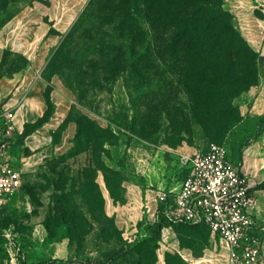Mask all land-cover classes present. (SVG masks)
Wrapping results in <instances>:
<instances>
[{
    "label": "trees",
    "instance_id": "1",
    "mask_svg": "<svg viewBox=\"0 0 264 264\" xmlns=\"http://www.w3.org/2000/svg\"><path fill=\"white\" fill-rule=\"evenodd\" d=\"M11 1L15 0H0V26L11 16L6 9ZM48 32L54 31L48 29ZM9 57L14 59L9 61ZM257 60V55L241 36L234 16L224 8L223 0H87L46 61L43 115L33 123L22 125L21 133L14 135L11 148L21 144L51 115L53 105L49 100L48 83L52 76L59 78L57 70L60 68L71 72L72 80L65 87L77 99L95 86L99 89L102 82L112 85L120 79L125 88L138 93L139 99L128 93L132 116L117 114L116 119L106 120V126L102 128L85 115H72L71 109L51 137L52 142H56L66 125L73 122L71 147L65 155L74 157L90 153L92 174L100 172L111 201L123 204L118 178L120 172L125 176L131 174L125 152L115 163L118 171L110 170L101 161L102 155L108 156L104 146L117 145L110 125L156 144L159 123L164 118L171 134L160 143L171 148L181 142H191L193 125L198 126L206 137L221 138L241 120L231 102L255 85ZM25 64L23 58L3 51L0 77L11 75ZM120 108L124 110V107ZM130 141L126 137L120 146L126 148ZM62 156L64 154L59 157ZM227 159L231 162L228 153ZM109 176L117 179L115 185L110 184ZM139 180V187L143 189V181ZM91 187L89 193L80 191L77 195L82 201L87 197V204L99 209L103 232L114 245L103 255L104 262L95 259L91 264L116 263L147 246L154 252L166 222L162 207H157L153 222H147L144 213L136 222L135 229L142 228L143 238L124 243L113 219L102 212L103 199L94 180ZM251 190L264 191V180ZM57 197L59 201L61 197ZM58 215L65 217L63 211ZM177 226L206 229L203 225ZM169 259L184 264L176 253H164V264H171Z\"/></svg>",
    "mask_w": 264,
    "mask_h": 264
},
{
    "label": "rangeland",
    "instance_id": "2",
    "mask_svg": "<svg viewBox=\"0 0 264 264\" xmlns=\"http://www.w3.org/2000/svg\"><path fill=\"white\" fill-rule=\"evenodd\" d=\"M223 1L224 8L234 16L241 36L258 57L255 85L240 93L231 102L240 116L239 123L221 138L206 137L198 126L193 125L191 142H181L175 148L160 143L167 140L166 138L171 134L164 118L159 123L156 144L148 143L131 135L128 130L116 128L111 124L110 129L117 138V145L104 146L108 156L102 155L101 161L107 168L118 171L115 163L120 159V149H122L120 142H124L126 137L132 142L160 151L178 147H182L185 151H188L186 147L203 150L208 143H215L226 149L231 163L239 168L245 145L264 131V0ZM7 11L11 13L10 9ZM12 59L14 58H8L9 61ZM57 71L60 74L57 78L69 92L68 110L73 109L72 115L77 113L85 115L102 128L106 126V120L116 119L117 114L124 113L127 117L132 116L131 107L128 105V93L135 99H139L138 93L125 88L120 79L112 85L102 82L99 89L95 86L77 99L65 87V84L72 80L71 72L64 67ZM137 102L135 104L138 106ZM120 107H124V110ZM71 124L74 125L73 122ZM63 154L64 156L59 157ZM238 157H240L239 160ZM163 161L165 164L164 188L157 191L155 184L149 186L147 200L150 201L148 205L150 211L146 213V208H141L142 215L143 213L145 216L149 215L151 221L146 219L147 222L154 221L155 218L152 215L157 214L158 206L162 207L163 212L171 204L172 196L167 193V190L181 178L175 164L177 159L174 156L171 158L165 152ZM92 166L90 153L69 157L63 152L44 159L43 164L34 172L21 175L19 190L0 210V258L30 260L40 264H91L95 259L104 262L103 255L114 245L103 232V220L99 209L92 204H87V197L82 201L77 195L80 191L89 193L92 190V180L103 199L102 212L113 219L122 241L129 243L143 238L145 234L142 228L135 229L136 222L142 218L141 216L137 221L135 218L140 214L139 207L133 204L125 205L126 191L128 190L130 194L132 185L139 187L141 178L134 173L125 176L123 172H120V178H118L120 179V197H124V203H113L104 188L100 172L93 175ZM109 180L112 185H115V180L117 181L111 176ZM155 192L160 197L164 194L165 200L159 201ZM57 196L61 197L59 201ZM151 196L156 198V202ZM154 204L156 208L152 210ZM62 211L65 214L64 219L58 217V213ZM37 225H41L45 232L43 243L38 248L31 241V232ZM122 225L125 226L124 230H120ZM163 229L166 230L161 229L154 252L147 246L142 251L126 255L112 264H152L153 259L154 264H164V253L171 255L175 253H172V245L189 251L193 258L199 260V264H227L225 248L208 230L202 227L183 228L168 222H165ZM61 240L66 244V254L59 258V253L55 251V244ZM169 261L171 264H183L176 263L172 259Z\"/></svg>",
    "mask_w": 264,
    "mask_h": 264
},
{
    "label": "crops",
    "instance_id": "3",
    "mask_svg": "<svg viewBox=\"0 0 264 264\" xmlns=\"http://www.w3.org/2000/svg\"><path fill=\"white\" fill-rule=\"evenodd\" d=\"M86 1L15 0L7 4L6 8L10 9L11 16L0 26V58L5 51L10 56H19L26 61V64L18 71L0 77V110L14 113L15 134L21 133L24 123H33L43 115L45 111L43 92L47 84L43 80V70L46 61L55 49L60 36L72 24ZM48 29L54 32H48ZM48 84L50 86L49 100L53 105L51 115L45 123L25 137L21 144L13 146L9 153L20 177L37 170L44 159L65 152L74 134V125L68 123L58 140L52 142L51 134L65 117L70 96L56 76L50 77ZM186 148L188 151L183 150L182 147L160 151L134 141H131L126 148L122 146L120 154L125 152L128 170L137 174L144 184L143 189L132 185L130 194L128 190L126 191L125 205L133 204L140 209V214L135 217L136 221L142 216L141 208H146V213L150 211L147 188L153 184L156 185L157 191L164 188V153H168L171 158L173 156L177 158L178 154H190L194 149ZM175 164L177 166V162ZM238 169L246 179L253 198L250 212L257 228L255 232L261 240L259 264H264V191L251 190L264 180V131L245 145ZM177 182L168 189L176 188ZM154 194L159 196L157 192ZM151 197L156 202V198ZM155 208L154 204L152 210ZM152 216L155 218L154 215ZM146 219L151 221L149 215H146ZM124 228V225L120 226V230ZM44 237L45 232L41 225H37L31 232V241L37 248L43 243ZM55 247V251L60 255L59 258L64 257L65 242L61 240L55 244ZM173 252L181 257L184 264L200 263L185 249L172 245ZM22 262L38 264L30 260H22ZM0 264L19 263L15 258H0Z\"/></svg>",
    "mask_w": 264,
    "mask_h": 264
},
{
    "label": "built area",
    "instance_id": "4",
    "mask_svg": "<svg viewBox=\"0 0 264 264\" xmlns=\"http://www.w3.org/2000/svg\"><path fill=\"white\" fill-rule=\"evenodd\" d=\"M14 135V113L0 110V210L20 188V173L9 155ZM176 159L181 178L176 188L167 190L172 199L162 212L165 221L203 225L222 243L227 264H259L261 240L250 212L253 198L226 149L208 143ZM164 197L158 196L159 201Z\"/></svg>",
    "mask_w": 264,
    "mask_h": 264
}]
</instances>
